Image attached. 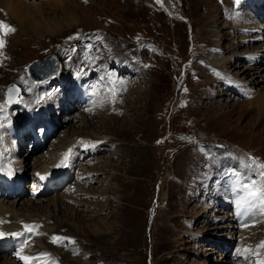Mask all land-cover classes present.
I'll return each mask as SVG.
<instances>
[{
    "label": "rangeland",
    "instance_id": "rangeland-1",
    "mask_svg": "<svg viewBox=\"0 0 264 264\" xmlns=\"http://www.w3.org/2000/svg\"><path fill=\"white\" fill-rule=\"evenodd\" d=\"M30 1L24 12L0 5V21L15 28L0 31V123L13 119L10 134L25 133L15 156L30 164L31 176L69 139L102 146L86 156L78 147L79 159L63 168V184L38 197L50 203L47 212L24 208L33 179L10 175L7 192L13 185L25 194L17 212L46 215L41 228L71 238L55 246L36 239L33 251L47 248L59 262L65 258L62 264L264 261V205L241 187H264L248 159L264 163V112L252 95L261 89L237 73L246 67L243 58L264 66V50L257 59L245 54L263 48L254 39L264 38V0H59L79 6L69 28L71 14L49 7L54 0L17 3ZM49 19L60 28L32 33L20 26ZM53 53L57 74L32 81L30 63ZM219 59L231 61L228 69ZM14 84L22 91L11 106L6 88ZM71 89L93 99L61 104ZM44 125L37 147L29 133Z\"/></svg>",
    "mask_w": 264,
    "mask_h": 264
},
{
    "label": "bare ground",
    "instance_id": "bare-ground-1",
    "mask_svg": "<svg viewBox=\"0 0 264 264\" xmlns=\"http://www.w3.org/2000/svg\"><path fill=\"white\" fill-rule=\"evenodd\" d=\"M17 1H20V0H4V1H2V4H0V5L5 9V11H7L9 9H12V10L19 9L20 12L27 11L28 9H30L31 7L34 6V5H31V4H34V1H30L28 3H26V2L23 3L24 1L22 3H17ZM31 2H33V3H31ZM72 2H73V0H71V3ZM49 7L54 8V9L59 8L61 12L71 14L72 17L70 16V18H69L70 20H66V23H65L66 27L69 28L71 25H73V23H74V25H76V22L79 19L78 17H79V12H80V10H78L79 6L76 3H74L73 5L72 4L70 5V2L69 3H67V2L63 3L59 0H54V1L49 2ZM76 15H77V17H76ZM48 24L49 25H44L43 23L41 24V22H39V21L38 22L33 21V22H27L25 24L20 23V26L21 27L27 26V29H29L30 32L38 33V32H40V29L44 28V27H52V28H56V29L60 28L61 22L58 20H50L49 19ZM250 29H252V28H250ZM250 29H248V30H250ZM61 32H62V30H61ZM62 34H63V32H62ZM62 34H58L57 37L62 35ZM257 34H258V31H257ZM254 40L259 41V43L263 42L262 44H263V48H264V38H262L260 36L258 38L255 37ZM263 48L261 49V47H257V48H254L253 50L248 49V50H246L245 54H251V55H253V57H255L257 59V56L260 53H262V50H264ZM234 53H235V55L240 56V57L244 56V53H242V54H237L238 52H234ZM256 59H254V60H256ZM229 61L230 60L225 61V60L219 59L218 64L221 65L223 69H228L227 62L229 63ZM241 63L243 65H246V67L244 66V68L242 70L238 69L237 73H241L239 75L242 76L245 81H249L246 83H250L251 85L253 83V84H255L254 86H256L255 88L259 87V90L260 89L264 90V80H263L264 79V66L261 65V66L257 67V65L259 63L256 64V66H253L252 63H248V65H249L248 66L247 64H245L244 58L242 59ZM58 69H59V64H58ZM58 69L55 71V73H57ZM48 76L51 77L52 75L46 74L42 77L34 78V80H41V79H44ZM260 78H263V79L261 80ZM260 81H263V82H260ZM261 90L259 91V93L258 92L252 93V95H253V101L259 105V108H260L259 110L261 111V113H263L264 112V91L262 92ZM85 92H86V90L84 91L81 89V91H77V93L74 95L73 94L74 92L72 93V89H71L68 91V94H66L65 99L62 98V96L60 95L61 98H59V100H60V102L62 101L61 104L66 103V105H67V104H71L75 100V97H79L80 99H84V98H86V96H88V99L92 98L90 96V94L85 93ZM86 94H88V95H86ZM60 102H59V104H60ZM84 104H86L90 107L93 106V105H91V102H85ZM2 108L0 106V110ZM87 110H89L88 107H87V109L82 110V112L86 113ZM87 112H90V111H87ZM3 119H6V118H3ZM3 122H5V120ZM8 124L2 123V122L0 123V172L4 171V173L0 174V176L5 177V179L0 180V196H1V198H0V241H1L0 260H4L5 262H3V263H6V264H20L19 262H21V264H26L25 260H23L21 257H32V258H38V259H32V260L28 261L27 264H62V261H64L65 258L64 259L62 258V261L59 262L56 258L53 257L54 255L52 253L47 251L48 250L47 248H44L39 254H38V252L33 251L32 246L36 242V239L39 240L40 244H42V245L44 244V241H47V246H49V245L55 246V244L53 242V237L54 236L57 237L58 232L57 231L52 232V229L47 228V227H45L44 229L41 228V225L45 224V226H46V223H47L46 220L49 219V218H47L48 216H46V215L45 216L43 215L40 218L41 219L40 220L39 218L30 217V216L26 215L25 213L19 214L17 212L16 206L18 205V203L20 204V200H22L23 196L25 195V194L21 195L23 193H20V190L17 189V186L13 187V185H10V188H13L12 192H17L16 199L17 198H19V199H17V200L15 199L11 203L6 200V197H7L6 195H8V193L11 192V191L7 192V189H8L7 186H8V184H10L9 179H11L10 175H12V176L16 175V177H20L21 180L22 179L25 180L26 176L31 178V179H34L32 188H35V189L31 192L32 194H31V197H29V200H24V202L22 203V206H24V208H26L27 205L29 204L31 206H37L36 207L37 209L41 208L42 211H44V212L50 211V210H52L51 207H49L50 203L48 202V203L44 204V200L40 197L42 199V201H41V199L38 197L41 195H44V194H48L55 187L63 184L64 179H66V175L63 173V168L68 165V169L71 170L72 166L79 159L80 156H78V155L80 153L78 151V147L82 146V149H80V150H81V152L83 151L84 153L82 152L81 156L82 155L86 156V153L89 152L90 150L91 151L99 150L100 147H102L100 145L101 143H97L96 146H92V145H90V143H87L84 141L80 142V141H74V139L73 140L69 139L68 141H66V143H64L60 147L61 148L60 150L58 149L55 151V153L51 157V159H44V161L40 164V167L37 169H34L33 172L30 173L31 176H28L27 170L31 168L30 164L26 163V161L24 159H19L18 157H16L15 153H14L15 149H16V145H15L17 142L16 139L21 138L22 135H24L25 133L19 134L17 132L16 133L12 132V134H10V132L8 130L9 128H7V126H6ZM14 127H16V126H14ZM11 135H13V137H11ZM42 141L43 140H41V142ZM36 146L37 147L41 146V144L37 140H36ZM32 148H34V151H35L36 147L33 146ZM69 149H71L73 151V155L71 157L65 158L66 153H67V155H70ZM31 151L32 150H30V152ZM94 151H93V153H94ZM27 152H29V151H27ZM16 153H18V152H16ZM57 165H62V167L60 169H56ZM58 170H61V171H58ZM13 172H14V174H12ZM41 177H43V178H41ZM84 178H88V176L85 175ZM11 180H14V179H11ZM4 183H6L7 185L5 186ZM57 188H59V187H57ZM14 189H16V190H14ZM43 191H45V193H43ZM56 191L57 190H55L53 192H56ZM53 207L56 208V202H55ZM37 209H33L32 211H35ZM25 226H28V227H25ZM32 226H35V227H32ZM14 234H18V235L13 237ZM16 238H18L19 241ZM9 240L10 241L11 240H17V241H15L14 243H9V244L4 246L3 243H5V242L7 243ZM13 246H16L15 249L13 248ZM1 247H2V249H1ZM35 247H36V245H35ZM17 248H19V249L21 248V250L16 253ZM208 248L209 247H207V249ZM44 253H47L48 255L47 256L42 255ZM8 257H11V258H8ZM17 260H19V261H17ZM260 262L261 261H258V259H257V262L255 264H260Z\"/></svg>",
    "mask_w": 264,
    "mask_h": 264
},
{
    "label": "snow or ice",
    "instance_id": "snow-or-ice-1",
    "mask_svg": "<svg viewBox=\"0 0 264 264\" xmlns=\"http://www.w3.org/2000/svg\"><path fill=\"white\" fill-rule=\"evenodd\" d=\"M0 31L4 32L5 34L11 33L15 31V28L12 26H9L5 24L4 22L0 21ZM69 39H72V37H69ZM4 46V40L0 39V48ZM11 91V89L9 90ZM69 152H71V149H69ZM67 157V153L65 154V158ZM253 166H255L259 170V174L262 178H264V163H259L258 158L256 157H249L248 158ZM43 178V177H41ZM241 187L246 191L247 193V199L250 201L253 200H259L262 205H264V187H257L256 185L252 184L251 182L242 184ZM28 227V226H25ZM35 227V226H32ZM18 235V234H14ZM71 240V238H64V237H53V242H60L63 240ZM74 242V241H73ZM260 247H264V242L261 243ZM42 255L47 256V253H44ZM23 260H25L26 264L28 261L32 259H38V258H32V257H21ZM260 264H264V261H261Z\"/></svg>",
    "mask_w": 264,
    "mask_h": 264
},
{
    "label": "water",
    "instance_id": "water-1",
    "mask_svg": "<svg viewBox=\"0 0 264 264\" xmlns=\"http://www.w3.org/2000/svg\"><path fill=\"white\" fill-rule=\"evenodd\" d=\"M59 59L55 53L47 56V58L36 60L29 66L31 78L42 77L46 74L54 75L58 69ZM11 89V91H9ZM20 88L17 86H10L7 90V99L9 103H14L18 100Z\"/></svg>",
    "mask_w": 264,
    "mask_h": 264
}]
</instances>
